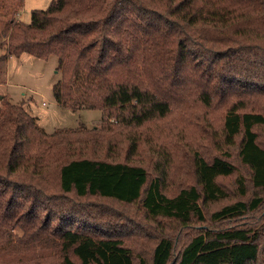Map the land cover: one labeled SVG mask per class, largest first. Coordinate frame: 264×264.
Instances as JSON below:
<instances>
[{
  "label": "trees",
  "instance_id": "1",
  "mask_svg": "<svg viewBox=\"0 0 264 264\" xmlns=\"http://www.w3.org/2000/svg\"><path fill=\"white\" fill-rule=\"evenodd\" d=\"M22 4L0 0V76L10 57L55 55L56 102L104 117L97 126L47 133L23 105L0 97V264H256L264 257L261 224L202 228L179 248L169 231L204 222V206L229 196L219 178L238 173L239 164L258 194L211 218L264 209V0H52L29 23L19 17ZM174 117L198 128L196 138L173 135L188 165L170 148L165 125L173 128ZM178 172L194 183L177 181ZM236 183L244 197L245 176ZM96 199L137 206L150 222L133 225ZM134 238L138 246L153 240L149 258L126 243Z\"/></svg>",
  "mask_w": 264,
  "mask_h": 264
},
{
  "label": "rangeland",
  "instance_id": "2",
  "mask_svg": "<svg viewBox=\"0 0 264 264\" xmlns=\"http://www.w3.org/2000/svg\"><path fill=\"white\" fill-rule=\"evenodd\" d=\"M52 0H23V4L20 8L19 17L25 23H29L31 20V13L34 10L46 9ZM59 59L55 55H51L48 59L37 58L30 54H22L19 57H10L4 66V71L0 76V97L6 96L14 104L23 105L29 113H31L37 119L39 126L47 133H52L61 128H75L81 124L91 126H97L100 124L104 117V112L99 109H72L65 107L56 102L53 92V87L58 83L62 76L58 70ZM0 101V106H1ZM169 123L173 128L165 125L168 130L169 141L172 143L170 148L173 149L177 158L184 165H188V160L185 159L186 150L184 147L176 146L174 144L173 135L176 132L178 138L190 137L196 138L198 136V128L193 126L189 127L187 122L179 117L172 118ZM261 131V130H260ZM264 139V133H262ZM200 140H197V143ZM216 150H208V153H214ZM233 160L239 164V158L236 153L233 154ZM239 174H243L246 178L247 194L242 197L238 194V185L236 183V177L238 173L219 178L218 182L227 190L229 196L221 201L210 202L204 206L205 221L197 222L192 221L188 226H180L178 223L172 224L169 231L175 236V248H179L182 241L187 240L190 236L196 233L202 228L217 229V228H229V227H259V224L264 225V209L261 208L257 212H248L247 215L241 218H234L231 220H224L221 222H215L211 218L213 211L218 210L222 206L233 203L238 200L250 201L253 196H256L257 189L252 186L251 172L248 167H243L239 164ZM182 171H185L184 167ZM177 181L185 180L190 183H194V179L187 174L185 177L179 173L176 175ZM97 203L110 206L114 205L121 212L129 217V220L134 224L140 222L149 224L148 217L144 214V211L137 207L121 206L119 204L103 200L96 199ZM166 221L160 220V225H165ZM155 227V225H152ZM137 237H139L137 235ZM140 242L139 238H134L126 241L131 246L135 253L143 250L149 258L150 250L153 246V240H146L143 246H138ZM264 245V241L261 242ZM177 252V249L175 253ZM256 264H264V257Z\"/></svg>",
  "mask_w": 264,
  "mask_h": 264
}]
</instances>
